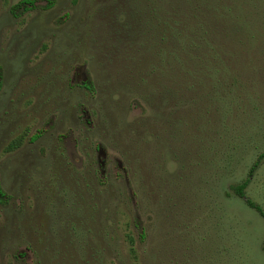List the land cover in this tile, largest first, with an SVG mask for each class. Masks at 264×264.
Wrapping results in <instances>:
<instances>
[{
  "label": "rangeland",
  "instance_id": "374dc122",
  "mask_svg": "<svg viewBox=\"0 0 264 264\" xmlns=\"http://www.w3.org/2000/svg\"><path fill=\"white\" fill-rule=\"evenodd\" d=\"M21 1L0 0V264H264L232 192L264 153V0H226L221 66L165 80L133 0ZM245 195L264 210V159Z\"/></svg>",
  "mask_w": 264,
  "mask_h": 264
},
{
  "label": "trees",
  "instance_id": "16d2710c",
  "mask_svg": "<svg viewBox=\"0 0 264 264\" xmlns=\"http://www.w3.org/2000/svg\"><path fill=\"white\" fill-rule=\"evenodd\" d=\"M27 2V0H22L13 8H20L21 5ZM133 3L136 9L138 8L137 5L142 7L141 10L143 9L144 17L147 19L145 29L150 33V37H158L154 50L147 49L146 53H152L148 56H152L151 60L147 58L150 67L162 68L164 80L166 79L164 75L171 78L176 73H170L166 67L169 58L177 60L182 66L183 64L186 65V68H191L195 66L200 57L212 56L216 60L217 66H221L223 57L216 54L218 42L216 40L217 33L215 32L226 30L228 27L226 20L232 18L229 11L232 8L228 7L226 0H133ZM27 10L24 6L23 11ZM213 33L214 37H211ZM173 41H178L174 43L175 48L168 50L169 44H172ZM211 44L215 45V50L212 49ZM199 45L204 48V52L200 55L198 49H195ZM158 71L160 72V70ZM19 146L20 140L16 139L5 150L10 152L16 150ZM262 159H264V153L258 156L248 173V177L242 183L232 187V192L235 196L243 199L249 208L255 210L264 218V210L245 195L250 176L253 175ZM4 195L0 186V202H2ZM128 242L133 252L134 241L131 237H128Z\"/></svg>",
  "mask_w": 264,
  "mask_h": 264
}]
</instances>
